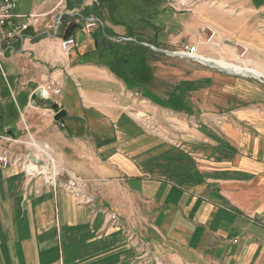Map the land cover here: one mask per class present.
I'll return each mask as SVG.
<instances>
[{"label": "crops", "instance_id": "crops-1", "mask_svg": "<svg viewBox=\"0 0 264 264\" xmlns=\"http://www.w3.org/2000/svg\"><path fill=\"white\" fill-rule=\"evenodd\" d=\"M31 1L16 14L73 8L77 44L64 55L61 36L44 31L0 58L5 84L19 87L12 104L0 98V131L48 145L88 180L96 202L84 206L16 166L0 169V264H264V0L200 6L202 22L249 47L260 75L180 66L153 52L114 60L106 30L121 28L107 17L94 34L83 28L80 12L101 0ZM147 5L159 17L168 0ZM152 27L158 48L175 44L172 27ZM53 76L63 81L51 96L58 120L30 104Z\"/></svg>", "mask_w": 264, "mask_h": 264}, {"label": "built area", "instance_id": "built-area-1", "mask_svg": "<svg viewBox=\"0 0 264 264\" xmlns=\"http://www.w3.org/2000/svg\"><path fill=\"white\" fill-rule=\"evenodd\" d=\"M172 7L178 6L176 4L171 5ZM184 10H189L188 3L183 0L179 5ZM18 8V3L16 0H0V58L3 57L7 52H14L16 44L34 42L35 37L38 33L47 32V36L59 37V43L61 51L64 55L71 54L77 42L75 38L71 36L70 38L64 40L63 36L66 29L62 27V17L63 13L58 12V8L51 11V13H32L30 15L20 16L16 14ZM83 28L88 34H94L96 30L105 28L104 22L97 16L88 17ZM204 36L206 35L207 44L216 45V39L219 36L218 29L213 25H208L202 29ZM111 41L117 44H123L124 42H135V40L130 37H112ZM144 44V43H143ZM145 45V44H144ZM241 50V57H245L249 54V47L242 43L237 42V45ZM151 49L156 50L160 53H169L175 57L188 58L193 62H200L199 58L204 56L200 55L197 51V46L192 48L185 47L184 50L180 52H168L161 49H157L152 46ZM1 60V59H0ZM63 81L60 77L51 78L49 82L44 86L46 91L50 96H58L61 94L63 89ZM48 116L56 117L58 110L48 109L46 111ZM142 118H148L146 115L142 114L139 116ZM147 128L155 132L156 127L150 124H145ZM28 132V131H27ZM16 143L24 148L23 152H18L11 150L4 143ZM16 166L23 173L26 174L28 179L36 180L42 179L45 184L50 185L54 191L58 189H64L69 194L73 195L79 200V202L84 205H93L96 199L87 192L88 180L83 179L80 176L75 175L72 171L68 170L58 159L54 156L52 150L48 145L37 143V141L28 132L26 138H16L11 137L7 133L0 131V169H8L10 167ZM106 212L109 217V222L112 225H119L118 215L111 213L107 210Z\"/></svg>", "mask_w": 264, "mask_h": 264}, {"label": "rangeland", "instance_id": "rangeland-1", "mask_svg": "<svg viewBox=\"0 0 264 264\" xmlns=\"http://www.w3.org/2000/svg\"><path fill=\"white\" fill-rule=\"evenodd\" d=\"M144 1L146 2V4H148V1H152V0H144ZM182 1L183 0H168V5H167V9H165V13H162L159 17H156L154 15L150 18V15L153 11L151 10V8L146 9V11L143 12V14L140 16L142 19L145 18L146 20V23H143V24L138 23V22L136 23L126 22L123 20L122 15H117L116 20H110L109 21L110 27H113L115 29L118 26L121 29H117V31L116 30L114 31L112 29L106 30L108 35L113 36V37H116V36L133 37L134 38L133 40H135V42H129L127 44L126 42H124L123 44H117L115 42L110 43L111 49L113 50L112 55H114L113 59L117 60L120 57V60L123 62L130 61V60L139 61V59H137L138 55L142 57L145 52H149V53L153 52L155 54L159 53L164 58L166 57L171 58L173 60V61L171 60L172 62L178 63L180 66L182 65L186 66L187 64H189L188 62H191L192 64L194 65L196 64L197 66H201V67H205V66L212 67L213 66L214 68L219 70V68L214 66L213 64L205 65L202 62L201 58L199 59H200V62L203 63V65L196 61L193 62L192 60L188 58H182V57L178 58L169 53H160V52H156V50L154 49H151L152 46L156 47L157 49H160L158 48L160 44L153 41L155 32L153 30L152 25H154L157 27L161 26L164 29L168 27H172L175 31L172 34V39L175 42V44L168 45L165 41L164 43H166V45L163 47L166 48L167 46L169 48V49H164L165 52L170 49H172V51H168L170 53L180 52L184 50L185 47L192 48L194 46H198L199 52H201V55L204 56L203 57L204 60L205 59L213 60L212 55L209 54L208 52V50L210 51L211 49L214 52H216V56L218 57V58H214L213 61H222V62L225 61L227 63H232L235 65L238 64L241 66L249 67L251 69L253 68L252 64H250V62L248 61L249 54L246 55L245 57H241L242 50L238 46H236L237 42H242V41L234 39L233 37L223 35V33L220 30H218L219 36L216 39V45H210L206 43L208 37L206 35L204 36V34L202 33V29L212 24L202 22L201 16H200V13H201L200 6L202 4L207 5V2H212L213 0H186V2L188 3L189 10H184L179 6ZM16 2L18 3L19 11L29 13L32 7L33 1L16 0ZM174 4L178 6L172 7L171 5H174ZM149 18L150 20L148 23L147 19ZM188 26H190V28L192 27L191 29L192 31L191 30L190 32L187 31ZM198 32H200L199 37H197L198 40L196 39L192 40L191 37H193ZM139 36L144 38L145 41L141 40ZM233 50L235 51V53H233ZM2 66H5V63H4V60L1 59L0 70L2 69ZM10 82H12V80ZM21 83L24 84V80H22ZM12 93L18 96L19 87L17 86V84H13V83L10 84L9 82L8 84L7 83L5 84L4 79L0 75V98L1 99L3 98L6 101H9L12 104L13 103ZM170 140L174 141L173 143L177 144L176 142L177 139L175 140L174 138L170 137Z\"/></svg>", "mask_w": 264, "mask_h": 264}, {"label": "trees", "instance_id": "trees-1", "mask_svg": "<svg viewBox=\"0 0 264 264\" xmlns=\"http://www.w3.org/2000/svg\"><path fill=\"white\" fill-rule=\"evenodd\" d=\"M148 9V6L144 0H101L97 5H94L91 9L82 10L80 13L84 17L97 16L103 22L105 19L116 20L117 15H122L123 20L133 23H146L145 18L140 16ZM73 8H68L62 17V27H66L71 22V15ZM126 19V20H125ZM120 23V22H118ZM1 119V118H0Z\"/></svg>", "mask_w": 264, "mask_h": 264}, {"label": "water", "instance_id": "water-1", "mask_svg": "<svg viewBox=\"0 0 264 264\" xmlns=\"http://www.w3.org/2000/svg\"><path fill=\"white\" fill-rule=\"evenodd\" d=\"M78 27L79 26L75 23L70 24L66 29V32L63 36V39L66 40V39L70 38L76 32V30L79 29ZM250 77H252V76H250ZM30 100H31L30 101L31 106L36 108V109L51 108L52 110L55 111V110H58V108H59L58 104L54 100H52L50 94L46 91V89L44 87H40V89L35 91L31 95ZM59 115H60V113H57V116L55 117V119L58 120Z\"/></svg>", "mask_w": 264, "mask_h": 264}, {"label": "bare ground", "instance_id": "bare-ground-1", "mask_svg": "<svg viewBox=\"0 0 264 264\" xmlns=\"http://www.w3.org/2000/svg\"><path fill=\"white\" fill-rule=\"evenodd\" d=\"M202 62L204 64H213L214 66L220 68L221 70H227L230 73H234V74H238V73H245V74H249V75H260L259 72H257L254 68H249L246 66H241V65H235L232 63H227L225 61H213V60H208V59H203L201 58Z\"/></svg>", "mask_w": 264, "mask_h": 264}]
</instances>
